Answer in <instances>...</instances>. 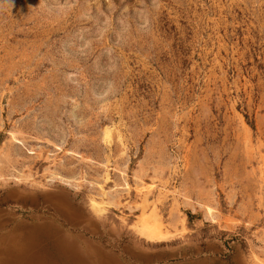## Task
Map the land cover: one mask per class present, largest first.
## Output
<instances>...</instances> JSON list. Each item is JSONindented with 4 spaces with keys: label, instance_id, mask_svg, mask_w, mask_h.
I'll return each mask as SVG.
<instances>
[{
    "label": "rangeland",
    "instance_id": "1",
    "mask_svg": "<svg viewBox=\"0 0 264 264\" xmlns=\"http://www.w3.org/2000/svg\"><path fill=\"white\" fill-rule=\"evenodd\" d=\"M0 239L264 264V0H0Z\"/></svg>",
    "mask_w": 264,
    "mask_h": 264
},
{
    "label": "bare ground",
    "instance_id": "2",
    "mask_svg": "<svg viewBox=\"0 0 264 264\" xmlns=\"http://www.w3.org/2000/svg\"><path fill=\"white\" fill-rule=\"evenodd\" d=\"M64 182V181H63ZM6 225V224H5ZM159 229V228H158ZM11 230V229H10ZM3 232V231H2ZM141 234L146 238V240L149 243L153 244H159L162 243V237L159 234V231L155 227H145ZM5 235V234H4ZM9 235V234H8ZM3 236V235H2ZM1 236V237H2ZM15 237V236H14ZM76 237V236H75ZM38 238V235L34 232L33 239ZM38 240V239H37ZM79 240V239H78ZM3 239H0V242H2ZM7 244V243H6ZM39 242V247H40ZM86 244V243H85ZM1 245V244H0ZM8 245V244H7ZM14 245V244H13ZM16 247V246H15ZM90 247V246H89ZM92 247V246H91ZM17 249V248H16ZM37 250L41 248H36ZM61 248L57 245L53 246L52 248H49L47 252L40 253L39 255H34L31 258H25L23 259L20 264H67L68 261H66L63 256L64 253L60 250ZM86 251V250H85ZM69 253V252H68ZM84 254V253H83ZM97 254V253H94ZM92 259V258H91ZM99 259V258H98ZM2 262H6L5 259L0 260V264ZM13 262V260H12ZM14 263V262H13ZM69 263V262H68Z\"/></svg>",
    "mask_w": 264,
    "mask_h": 264
}]
</instances>
